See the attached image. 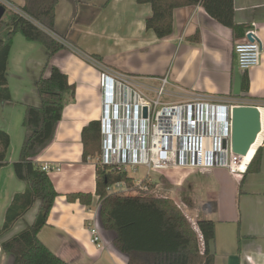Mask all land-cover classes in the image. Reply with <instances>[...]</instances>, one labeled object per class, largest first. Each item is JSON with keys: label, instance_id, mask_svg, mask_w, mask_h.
<instances>
[{"label": "crops", "instance_id": "1", "mask_svg": "<svg viewBox=\"0 0 264 264\" xmlns=\"http://www.w3.org/2000/svg\"><path fill=\"white\" fill-rule=\"evenodd\" d=\"M7 1L16 7L26 3ZM152 12L149 3L137 0H59L56 6V33L66 36L67 48L55 54L51 63L68 75L75 92L65 94L55 137L35 158L40 165L55 167L49 175L59 193L39 237L70 264H128V256L115 246L116 233L105 229L100 219L97 158L83 160V128L102 115V66L152 88L167 77L168 93L177 98L173 101L200 93L237 105L264 107V0H235V22L245 26L238 34L209 15L201 4H194L176 8L173 32L159 38L146 27ZM247 29L255 31L263 52L258 66L243 71L237 65L234 46ZM48 54L41 43L21 33L15 35L7 65L12 100L0 103V129L11 137L7 162L0 166V227L13 196L26 188L15 173L14 162L24 140L26 105L41 104L37 80ZM244 74L250 80L246 96L242 92ZM259 147L261 167L257 172L235 175L220 167L210 171L170 168L174 170L173 182L160 174L165 186L171 187L170 196L189 219L215 221L211 245L215 264H264V142ZM219 169L232 177L231 183L217 180ZM197 172L205 179L189 180ZM72 192H92L93 203L69 200L67 195ZM39 204L0 237V264H13L14 256L3 250L2 242L34 223ZM90 222L99 224L102 246L91 242Z\"/></svg>", "mask_w": 264, "mask_h": 264}, {"label": "trees", "instance_id": "2", "mask_svg": "<svg viewBox=\"0 0 264 264\" xmlns=\"http://www.w3.org/2000/svg\"><path fill=\"white\" fill-rule=\"evenodd\" d=\"M84 1V0H77ZM89 1V0H85ZM59 0H26L25 5L6 12L0 21V103L12 100L7 78V65L14 37L21 33L26 39L41 43L48 50L43 73L37 80L41 104H27L23 126L24 140L19 159L14 162L16 175L25 181L26 188L16 193L5 213L0 237L11 231L37 202L35 221L2 242L5 252L14 256L13 264H70L53 252L39 237L48 222L49 213L58 196L51 176L35 158L53 141L63 115L66 93H74L75 85L59 67L51 63L55 54L67 48L65 35L56 33L55 11ZM149 3L152 15L146 27L159 38L173 32V14L178 7L201 4L214 19L230 27L235 34L245 26L235 22V0H137ZM101 61L99 55L93 56ZM48 71L46 75L45 72ZM250 80L244 74L242 92L249 90ZM83 160L95 158L102 152L101 121H90L82 131ZM264 138L258 147L263 144ZM11 145L9 133L0 129V166L7 162ZM256 148L244 174L257 172L261 167V147ZM124 181L133 185V178L124 171L97 164L96 195L100 219L105 229L116 233L115 246L128 256V264H215L211 245L215 240L216 223L200 219L197 232L194 224L170 197L133 194H110L108 187ZM69 200L93 203L92 192H72Z\"/></svg>", "mask_w": 264, "mask_h": 264}, {"label": "built area", "instance_id": "3", "mask_svg": "<svg viewBox=\"0 0 264 264\" xmlns=\"http://www.w3.org/2000/svg\"><path fill=\"white\" fill-rule=\"evenodd\" d=\"M1 1L17 9L9 1ZM234 52L243 71L261 63L262 43L253 29L244 32ZM102 67V152L97 164L128 174L129 170L147 168L143 177L131 176L132 186L121 181L108 187L110 194L133 190L135 195L164 196L158 193L159 180L151 173L170 168L210 171L220 167L235 175L245 173L251 159L233 150V108L237 104L200 93L182 101H164L163 97L169 95L167 77L152 88L125 73ZM41 168L48 174L55 169L50 164ZM192 223L200 234L197 221ZM88 229L91 242L102 246L99 224L90 222Z\"/></svg>", "mask_w": 264, "mask_h": 264}, {"label": "water", "instance_id": "4", "mask_svg": "<svg viewBox=\"0 0 264 264\" xmlns=\"http://www.w3.org/2000/svg\"><path fill=\"white\" fill-rule=\"evenodd\" d=\"M6 12V7L0 4V21ZM249 39L253 40L251 34ZM261 112L253 105H236L233 108V150L247 155L257 135L261 130Z\"/></svg>", "mask_w": 264, "mask_h": 264}, {"label": "rangeland", "instance_id": "5", "mask_svg": "<svg viewBox=\"0 0 264 264\" xmlns=\"http://www.w3.org/2000/svg\"><path fill=\"white\" fill-rule=\"evenodd\" d=\"M168 88V87H167ZM149 94L153 97V98H156L157 97V95H156V93H154V92H149ZM174 99H177L176 97H174V96H171V95H165L164 97H163V100L164 101H173ZM262 115H263V117H264V108H262ZM263 140V139H262ZM261 143V142H260ZM255 146H256V144H255ZM98 156H96V158H97ZM147 171V168L146 167H143V168H141L139 171H137V172H133V171H131V170H129V175L130 176H132V177H143L144 176V173ZM172 171H174L173 169L172 170H169V169H166V170H162L161 172H153V173H151V176H152V178L153 179H155V180H159V182L157 183V185H156V188L158 189V193L159 194H162V195H164L165 197H170V198H172L171 196H170V194L172 193L171 191H169V190H171V187L170 188H167L166 186H165V184H164V182H162V179H163V177H165V178H167L170 182H173V180L175 179L174 178V175H172V173H174V172H172ZM158 173H160V174H162V175H164L163 177L160 175V174H158ZM201 172H197L196 174H194V175H192L191 176V178L189 179V180H191V179H193V180H195V179H199L200 180V178H202V179H205L204 177H201ZM216 178H217V180H219L220 178H222L221 180H223L225 183H231L232 182V177L230 176V175H228V173H226V172H224V171H222V170H217L216 171ZM210 181H212V180H210ZM164 186V187H163ZM173 187V186H172ZM174 189L177 191H179V189H180V191H185L186 190V187H181V188H178V187H174ZM125 193H128V194H133L134 193V191L133 190H130L129 192L128 191H125ZM175 195H176V197H179V193L178 194H176V193H174ZM175 202H176V200L174 199V198H172ZM189 220H191V219H189ZM192 222V221H191Z\"/></svg>", "mask_w": 264, "mask_h": 264}, {"label": "bare ground", "instance_id": "6", "mask_svg": "<svg viewBox=\"0 0 264 264\" xmlns=\"http://www.w3.org/2000/svg\"><path fill=\"white\" fill-rule=\"evenodd\" d=\"M262 108L264 107H261L259 108L260 112L262 110ZM261 124H262V127H261V130L259 131L258 135H257V139L256 141L253 143L250 151L248 152V154L246 155V160H249L251 159L250 157V154L252 153V148L255 146V144H260V142L262 141V139L264 138V117L262 116V112H261Z\"/></svg>", "mask_w": 264, "mask_h": 264}]
</instances>
